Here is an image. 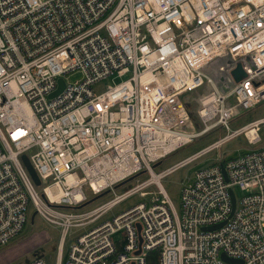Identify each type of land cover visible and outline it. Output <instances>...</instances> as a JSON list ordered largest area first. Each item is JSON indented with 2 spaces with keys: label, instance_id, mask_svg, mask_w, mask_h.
Returning a JSON list of instances; mask_svg holds the SVG:
<instances>
[{
  "label": "built area",
  "instance_id": "obj_1",
  "mask_svg": "<svg viewBox=\"0 0 264 264\" xmlns=\"http://www.w3.org/2000/svg\"><path fill=\"white\" fill-rule=\"evenodd\" d=\"M263 101L264 0H0V249L35 212L60 229L62 264L71 229L138 195L146 202L76 236L66 264H148L152 252L156 264H264V117L231 128L237 110ZM219 128L222 138L155 173ZM236 137L253 148L195 171L177 210L162 179ZM85 191L112 197L82 212Z\"/></svg>",
  "mask_w": 264,
  "mask_h": 264
},
{
  "label": "rangeland",
  "instance_id": "obj_2",
  "mask_svg": "<svg viewBox=\"0 0 264 264\" xmlns=\"http://www.w3.org/2000/svg\"><path fill=\"white\" fill-rule=\"evenodd\" d=\"M244 61L247 62L249 65H251L248 59ZM79 79H81V73L77 72V73H74L68 76L67 81L73 83L75 81H78ZM108 85H112L111 79L103 81L102 84L96 86L94 90L95 92H98V93L102 92L103 90H105L106 86ZM194 107L195 105H191L190 111L192 113V116H194V118L196 119L194 115ZM263 117H264V101L260 103L259 105L253 107L251 110L247 112H241L240 110H237L235 118L231 122V128L237 129L249 122L258 120ZM193 123L194 125H196V122L193 121ZM184 131L191 133V132H195V129L191 125V126H188V128ZM224 135H225L224 130L219 128V129L212 131L209 134H206L200 137L199 139H196L190 145L182 148L181 150L177 151L176 153L172 154L171 156L163 160L161 165L155 169V173H160L161 171L168 169L169 167L186 159L187 157H190L191 155L195 154L196 152L203 149L204 147L222 138ZM258 135L261 139V142L257 147H262L264 146V124H262L259 127ZM252 148L253 147L247 145L243 137H236L230 140L229 142H227L226 144H224L220 149L205 156V158H202L199 161L194 162L190 164L189 166L183 169H179L175 171L174 173L168 175L167 177L162 179L161 184L165 192L168 194L174 207L178 210L180 207V192H181L182 183L186 182L188 179H191L195 171L211 165L218 158L235 157L239 155L240 153H244V151L252 149ZM146 178H147V175L143 173L140 175V177H137L136 179L118 188L116 190V193L119 194L123 190L131 187L132 185H136L137 183L145 180ZM150 190H154V188H151ZM85 194L87 195L88 200H91L92 198H94L90 195L88 191H85ZM111 197H112V193H109L103 196L102 198L98 199L97 201L89 204L88 206H86L80 211L86 212V211L92 210L95 207L108 201ZM139 202L144 203L146 201L145 199H142L138 195H136L134 197L127 199L126 201L122 202L118 206L114 207L109 212L102 215L94 224L87 223L85 224L86 227L84 228L71 229V233L69 237L67 238L64 248L61 251L62 264H66L70 244L74 241V238L76 236L92 229L95 226L102 224L105 221L111 220L114 216L127 210L128 208H130L131 206ZM30 210L32 209L30 208ZM31 214L32 213H30L29 216H31ZM41 233H45L46 235H48L49 239L46 242H44L41 245V247L39 248L36 247L34 248V250L25 252L31 246L30 241L34 238V235L36 234L38 235ZM118 236L120 237V234ZM59 237H60L59 228L48 225L38 216L35 217L32 224L29 219V221L25 225L19 237L16 240L12 241L6 247L0 249V256L4 254L0 258V264H3V263L5 264L6 263L7 264H28L31 261L38 259V258L42 259L45 264H56L57 259H58V251H59L58 250ZM33 240H38V239L34 238ZM15 246L17 248L14 252L8 251L9 253H6L7 251H4V250L9 249L10 247H15ZM20 251L21 252L24 251V252L22 253L23 255L21 254V256L18 257V253Z\"/></svg>",
  "mask_w": 264,
  "mask_h": 264
},
{
  "label": "water",
  "instance_id": "obj_3",
  "mask_svg": "<svg viewBox=\"0 0 264 264\" xmlns=\"http://www.w3.org/2000/svg\"><path fill=\"white\" fill-rule=\"evenodd\" d=\"M232 75H233L234 80H235L236 82L240 81L241 77L243 76V72H242L241 67H240L239 65H238V66L236 67V69L232 72ZM63 88H64V82H63V80L60 79V80H58V88H57V90H56L53 94H51V95L49 96V98H53V97H55L56 95H58V94L63 90ZM21 161H22V163H23V165H24L26 171L28 172V174H29V176H30L32 182L34 183V185L37 186V187H39V186H40V180H39V178L37 177L36 173L34 172V170H33L32 166H31V164L29 163V161H28V159H27V157L23 155V156L21 157ZM161 163H162V162H159V163L155 164V165L153 166V168H154V169L158 168V167L161 165ZM222 172H223V175H224V177H225L224 170H222ZM138 176H139V175H138ZM138 176L131 177V178H129L128 180H126V181L120 183L119 185L115 186V189H118V188L122 187L123 185H125V184H127L128 182L134 180V179L137 178ZM107 194H109V191H106V192H104V193H102V194H100V195H98V196H95L94 198H92L91 200H88L87 202H85L83 205H81V206L78 207L77 209H83V208H85L86 206H88L89 204H91V203L97 201L98 199L102 198L103 196H105V195H107ZM230 197H231L232 211H233V210H234V197H233V194H232V193H230ZM58 208H61V209H67V208H69V207L59 206ZM35 217H36V213L34 212V213L30 216V222H31V224L33 223V220L35 219ZM218 227H219V226H218ZM138 228H139V227H138ZM214 229H215V228H214ZM139 243H141V239H140V238H139ZM139 253H140L139 251L136 252L137 255H138ZM221 258H222V260H223L224 262H226V263H229V264L235 263V260L229 259V258L225 257L224 255H223Z\"/></svg>",
  "mask_w": 264,
  "mask_h": 264
},
{
  "label": "crops",
  "instance_id": "obj_4",
  "mask_svg": "<svg viewBox=\"0 0 264 264\" xmlns=\"http://www.w3.org/2000/svg\"><path fill=\"white\" fill-rule=\"evenodd\" d=\"M34 238H36V239H38V240H33ZM34 238L30 241V244H31V246L29 247V249L28 250H24L25 252H27V251H30V250H34V248H39V247H41V245L44 243V242H46L48 239H49V237H48V235H46L45 233H41V234H36V235H34ZM29 243V242H28ZM25 244H26V242H25ZM16 246L15 247H10L9 249H7V250H4V251H7L6 253H9V252H14L15 250H16ZM19 248V247H18ZM9 251V252H8ZM24 251H20L19 253H18V257L19 256H21V254L24 252ZM5 253V254H6ZM4 254H2L1 256H0V258L3 256ZM23 255V254H22ZM3 264H5V263H3ZM7 264V263H6Z\"/></svg>",
  "mask_w": 264,
  "mask_h": 264
},
{
  "label": "trees",
  "instance_id": "obj_5",
  "mask_svg": "<svg viewBox=\"0 0 264 264\" xmlns=\"http://www.w3.org/2000/svg\"><path fill=\"white\" fill-rule=\"evenodd\" d=\"M155 256H156V252H152L148 255V264H156Z\"/></svg>",
  "mask_w": 264,
  "mask_h": 264
},
{
  "label": "bare ground",
  "instance_id": "obj_6",
  "mask_svg": "<svg viewBox=\"0 0 264 264\" xmlns=\"http://www.w3.org/2000/svg\"><path fill=\"white\" fill-rule=\"evenodd\" d=\"M251 134H254V131H252V133ZM19 237V236H18ZM150 254V253H149Z\"/></svg>",
  "mask_w": 264,
  "mask_h": 264
}]
</instances>
